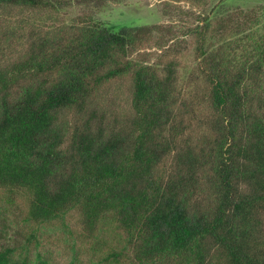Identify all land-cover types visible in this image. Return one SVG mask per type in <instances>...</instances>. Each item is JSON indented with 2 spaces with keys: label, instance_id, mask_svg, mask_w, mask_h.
Wrapping results in <instances>:
<instances>
[{
  "label": "trees",
  "instance_id": "trees-1",
  "mask_svg": "<svg viewBox=\"0 0 264 264\" xmlns=\"http://www.w3.org/2000/svg\"><path fill=\"white\" fill-rule=\"evenodd\" d=\"M119 1L0 0L37 13L0 36V227L21 226L0 264H54L68 242V264H264L260 9L203 14L187 66L169 25L93 21ZM117 84L124 116L93 127Z\"/></svg>",
  "mask_w": 264,
  "mask_h": 264
},
{
  "label": "rangeland",
  "instance_id": "rangeland-1",
  "mask_svg": "<svg viewBox=\"0 0 264 264\" xmlns=\"http://www.w3.org/2000/svg\"><path fill=\"white\" fill-rule=\"evenodd\" d=\"M235 7L242 9L259 8L260 9V28L264 29V0H207L205 6H194L184 1L177 0H122L119 2H109L104 5L101 10L95 11L92 14L93 21L106 24H115L117 27L123 25H141V24H163L169 25L179 36L181 47L180 56L181 65L194 66L197 60L193 59V41L192 35H185L184 33L189 28L194 27L200 23L201 16L205 14L221 13ZM83 7L72 6L63 12L66 17L65 21L70 22L71 19L77 17L83 12ZM10 15H0V36L4 30H15L18 26L24 28L26 33L30 30L26 21H34L37 13L32 10L17 12L15 8H10ZM27 17V19H24ZM26 20V21H25ZM58 24L57 21L46 20L45 25L41 26L43 30H52ZM17 30V29H16ZM156 34V33H155ZM154 34V35H155ZM177 41V40H176ZM150 51L160 50L152 47ZM156 53V52H155ZM155 53L151 52L152 60L154 62ZM180 72V68L178 67ZM127 92L122 85H116L103 94L96 101L97 117L93 121V127L97 124H103L105 127L113 126L121 119L127 109ZM116 119V121H115ZM21 226L15 222L8 221L7 227H0V248L5 245H13L16 240L21 241ZM71 243H62L52 248V262L54 264H68L72 259V252L70 248ZM44 248H47L45 246ZM81 264H85L88 257L80 256ZM78 264V263H77Z\"/></svg>",
  "mask_w": 264,
  "mask_h": 264
}]
</instances>
